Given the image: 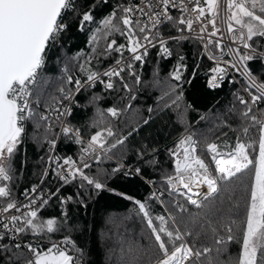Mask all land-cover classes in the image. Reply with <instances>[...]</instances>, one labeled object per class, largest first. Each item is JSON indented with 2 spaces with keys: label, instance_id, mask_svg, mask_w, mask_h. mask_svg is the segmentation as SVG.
I'll return each instance as SVG.
<instances>
[{
  "label": "snow or ice",
  "instance_id": "1",
  "mask_svg": "<svg viewBox=\"0 0 264 264\" xmlns=\"http://www.w3.org/2000/svg\"><path fill=\"white\" fill-rule=\"evenodd\" d=\"M94 8L81 11L77 0H0V264H87L86 252L72 238L75 226L67 213H40L64 185L77 180L80 189L97 194L115 191L107 181L124 171L128 139L151 119L131 111L134 93L151 87L160 92L165 108H179L185 56L178 54L164 77L158 64L173 56L170 43L178 46L188 39L199 41L197 55L212 62L207 86L221 87L231 71L245 79L247 98L233 93L226 111L200 114L197 123L208 122L207 133L186 125L166 150L171 169L161 172L159 187L145 181L153 190L143 200L115 193L132 202L141 230L139 238L129 239L120 232L122 221H106L115 236L109 260L118 248L116 264H264V81L248 67L250 61L264 60V0H120L98 21ZM71 21H78L80 32L93 26L87 41L90 51L58 57L60 74L49 77L43 73L49 51ZM152 49L158 60L151 80L145 81L141 72ZM199 68L198 60L193 76ZM97 85L103 95L92 92L87 101L95 109L88 125L94 131L85 132L67 117L73 105L79 106L77 94ZM109 96L113 103L101 108ZM147 111L151 114L153 108ZM28 124L33 128L31 141L47 146L40 157L45 164L41 184L50 172L61 184L55 192L33 184L24 190L21 203L12 185ZM60 139L79 146L75 158L55 154ZM156 152L144 146L137 159L155 169ZM113 159L117 163L110 170L86 171L93 162ZM25 163L22 158L21 168ZM132 174L124 171V176ZM134 174L145 179L141 167H135ZM73 199L60 197L59 203ZM152 201L162 213L153 212ZM77 202L83 204L82 199ZM27 235L33 240H25Z\"/></svg>",
  "mask_w": 264,
  "mask_h": 264
},
{
  "label": "trees",
  "instance_id": "2",
  "mask_svg": "<svg viewBox=\"0 0 264 264\" xmlns=\"http://www.w3.org/2000/svg\"><path fill=\"white\" fill-rule=\"evenodd\" d=\"M116 2L118 3L119 1ZM93 4H95L93 15L97 21L115 7L111 1L103 4L94 2V0H77V6L81 11L87 10ZM70 16L71 13L67 14L66 18ZM77 23L78 21H71L68 30L61 36L60 44L50 49L46 65L43 69L45 75L53 78L59 76V68L62 67V64L59 63L58 57L62 58L65 53L71 56L80 50H84V52L90 51L87 41L89 30L93 26H90L89 30L80 32L77 30ZM169 46L173 50V56L159 60L158 67L160 76L164 77L176 63L178 54L185 56L187 70L184 73V83L182 84L183 99L180 101V107L165 108L158 99L160 92L154 88H141L136 91L134 94L137 98L131 101V111L138 113L143 118H147L150 115L151 119L147 125H142L128 139L125 146L127 155L123 161L132 168L141 167L143 177L155 181L157 187L161 184V172L172 167L166 150L173 147L175 141L184 131L185 126L191 125L194 131L207 133L210 125L206 121L197 123L199 115L208 113L209 110L212 112L226 111L233 104V93L240 94L239 89L229 82H225L221 87L213 90L207 87L208 70L211 65L203 57L197 55L200 48L196 42L182 41L178 46L174 43H171ZM147 59L148 63L142 69L141 74L143 80L150 81L153 75V67L157 64L158 60L155 49L150 51ZM198 60L200 61V68L196 72V75L193 76V68ZM108 63L109 61H106L104 66L106 67ZM248 67L258 81H264V64L259 59L248 62ZM189 80L191 81L190 83L188 82ZM92 92L103 95L100 85L87 92L82 91L80 94H77L76 100L79 106L73 105L72 114L67 117V120L71 124L81 128L85 132L94 131V129H89L88 127L95 113V109L87 104ZM112 95L114 96L115 94ZM120 95H123V93H120ZM112 103V96H109L99 106L106 108L111 106ZM124 103H127V101H124ZM187 105H191V109L185 111ZM119 106L123 107V103H120ZM149 107L153 108L151 114L147 111ZM128 115L130 113H126L125 117ZM233 123L236 122L233 121ZM57 130L54 129V131ZM32 133L33 128L31 124H28L25 143L21 145L20 154L16 157L15 161L17 179L12 185V192L15 197L21 189L38 183L40 173L45 166L44 163L40 162V157L46 155L47 146L45 145L41 148L35 145L29 138ZM232 135V133H229V136ZM144 146H147L149 150L153 148L157 150L156 156L159 165L155 169L144 165L142 161L137 159V151ZM78 148L79 146L72 141L60 139L57 143L56 153L60 156L71 155L75 158L78 154ZM22 158H26L23 168L20 165ZM112 167H115L112 160H104L99 164L93 162L92 169L86 171L94 174L97 168L110 170ZM107 183L109 188L115 190L114 192L102 191L97 194L91 188L80 189L78 187V180L64 185L58 196L53 197L46 208L40 213L43 217H58L62 210L67 213L69 224L75 226L72 238L86 252L87 264H116L119 249H116L112 260H109V252L114 248L115 236L114 232L109 231L111 226L110 224H106V221L112 219H115L117 222L122 221L124 226L120 229V232L129 239L133 238L134 235L136 238H139L140 235L141 222L135 214L134 205L131 201L115 193H126L136 199L143 200L150 193V190L138 178L134 176L126 177L122 172L115 179H109ZM60 184H57L51 192H55L60 187ZM78 192L80 193L79 197H77ZM70 195L73 196V201L61 206L59 203L60 197ZM166 197L167 194L165 193ZM78 199H82L83 204L78 203ZM151 204L154 213L163 212V209L155 201H152ZM65 232L55 234L53 239H59ZM25 240H33V237L27 235L25 236ZM4 242L7 243V240ZM40 243L45 244L46 241L41 240Z\"/></svg>",
  "mask_w": 264,
  "mask_h": 264
},
{
  "label": "built area",
  "instance_id": "3",
  "mask_svg": "<svg viewBox=\"0 0 264 264\" xmlns=\"http://www.w3.org/2000/svg\"><path fill=\"white\" fill-rule=\"evenodd\" d=\"M108 1H111V2H113V5L114 6H116V4H117V2L116 1H119L120 2V0H107V2ZM94 2H99V3H103V4H105V0H94ZM106 2V3H107ZM195 27H196V29L198 30L199 29V25L197 24V25H195ZM167 29H165V31H166ZM209 30H210V28H209ZM63 34V33H62ZM172 35H177V33H175V32H173L172 33ZM62 36V35H61ZM60 39H61V37H60ZM60 39L57 41V43H56V45H59L60 44ZM184 41H194V42H196L197 44H198V46H199V48L201 49V45H200V42L199 41H197V40H194V39H188V40H184ZM229 42L228 41H225V44H228ZM171 44V43H170ZM152 50H154V49H152ZM242 51H243V49H241ZM211 66H212V62L211 61H209L208 59H207V57L206 56H204L203 57ZM225 58H227V57H225ZM263 64H264V60H261V59H259ZM230 80H234L235 81V83H233L238 89H239V91H240V94L241 95H243V96H245V98H247V93L244 91V83H245V79L243 78V77H241L240 75H238V74H235V73H233V72H229L228 73V75H227V77L225 78V81H223L222 82V84L223 83H225V82H229ZM208 87V86H207ZM209 88V87H208ZM210 89V88H209ZM210 90H213V89H210ZM253 91H254V89H253ZM58 129V128H57ZM57 131H59V129L57 130ZM55 154L56 155H58L57 153H56V149H55ZM60 156V155H59ZM65 156H69V155H65ZM61 157H63V156H61ZM112 162L115 164V166H116V163H117V161L115 160V159H113L112 160ZM125 164V163H124ZM134 169L135 168H132V167H130V166H128V165H126L125 164V169H124V171H131L133 174L132 175H129V176H126V177H131V176H134V177H136V178H138L139 180H141L142 182H144L145 184H146V186L148 187V189L150 190V192L153 190V187L152 186H150L148 183H146L145 181L146 180H148V179H141V176H138V175H135L134 174ZM124 171H122V173L124 174ZM61 182L60 181H58L57 180V178L50 172L49 174H48V176L44 179V182H43V184H41V181H40V179H39V181H38V183L37 184H40V187H41V191H44V192H47V191H52V189L57 185V184H60ZM31 187L32 186H30V187H28L27 189H31ZM26 188H23V189H21V191L18 193V195L16 196V198L21 202V203H25V199H24V196H23V193H24V190H25ZM13 214H15V213H13Z\"/></svg>",
  "mask_w": 264,
  "mask_h": 264
}]
</instances>
